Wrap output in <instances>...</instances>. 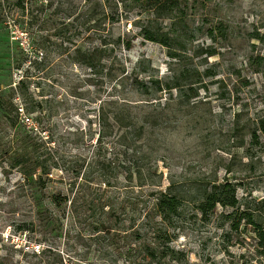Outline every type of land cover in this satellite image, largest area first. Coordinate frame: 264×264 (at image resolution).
<instances>
[{
  "label": "rangeland",
  "instance_id": "374dc122",
  "mask_svg": "<svg viewBox=\"0 0 264 264\" xmlns=\"http://www.w3.org/2000/svg\"><path fill=\"white\" fill-rule=\"evenodd\" d=\"M151 4L0 0V100L16 122L0 111V264H141L151 190L181 199L169 232L183 255L166 264H264L256 227L241 218L231 228L250 216L264 231V0ZM103 40L93 69L76 61V47ZM120 104L144 124L127 151L112 138L95 144L99 108ZM22 131L41 137L47 164L57 160L47 177L11 166ZM136 165L149 186L138 185ZM223 183L236 204L202 213L198 200ZM52 194L72 204L57 208Z\"/></svg>",
  "mask_w": 264,
  "mask_h": 264
},
{
  "label": "trees",
  "instance_id": "16d2710c",
  "mask_svg": "<svg viewBox=\"0 0 264 264\" xmlns=\"http://www.w3.org/2000/svg\"><path fill=\"white\" fill-rule=\"evenodd\" d=\"M165 0H146V2L152 3L151 5L159 6L161 8L164 5ZM158 8V9H159ZM91 28L93 33L98 30V22L91 17ZM143 31V37L150 41H156L153 36V33L145 28ZM257 39L261 37L258 34L254 36ZM106 43L101 42L97 46L92 48H87L85 51L80 52V48L76 47V52L80 55L81 58H76V61L86 65L90 69H93L95 66L96 54H103L106 52ZM126 48H129V45L125 44ZM213 52H209L208 55H212ZM174 57V56H172ZM21 81L19 80L18 83ZM184 85H188V91H193V86L191 84H164L166 89L170 90L176 88L179 93L183 91ZM157 90H161L160 84L156 86ZM196 95V90L193 92L191 97ZM115 101L109 102L108 104H114ZM123 103V102H121ZM10 110H14L16 114L17 106H13L12 101L9 102ZM21 109V108H19ZM7 106L5 102L0 100V111L2 119L5 120L10 126H15L16 122L9 119V112H6ZM22 110V109H21ZM127 110V111H126ZM97 124L98 130L96 132V142L95 144L101 146L104 144V140L112 138L111 143L123 147L124 149L129 150L134 148V144L141 140L144 136V124L137 125L136 118L126 109L123 104L118 105L116 108L107 110L102 106L99 108L97 113ZM258 129L261 132L264 138V117L258 120ZM20 138V143L18 148L15 151V155L12 157L13 162L12 167H19L24 178L32 177L36 175L38 179H41L42 176L47 177L52 168L57 167V160H53L52 164H47L45 153L40 150L39 145L43 143L41 137L38 135H33L32 132L22 131ZM254 137V136H253ZM106 142V141H105ZM110 149V147H109ZM135 172L139 179V186H149V183L145 181L143 168L141 165L134 166ZM127 175L131 176L132 171L130 167H125L124 170ZM141 181V182H140ZM105 183L108 185V180L105 179ZM149 195L151 198L147 200L148 204L143 206L140 210V221L139 227L142 230L144 226H148L145 234L148 237V242L144 245L145 256L144 262L141 264H166L167 261L175 260L180 261L183 254L180 252H174L171 248V242L173 241L172 234L169 232V229L172 227L173 222L179 216L181 199L170 193L169 191L162 190H151ZM50 202L57 208L61 206L65 207L67 204L70 206L72 204V199L68 198L66 195L52 194L50 196ZM216 204L222 206L233 207L236 204L234 188L230 183L218 184L213 186L210 190H207L202 195V198L197 202V208L205 213L208 210L215 207ZM245 218L246 221L252 224L257 232L259 238L264 242V231L260 229V223L255 221L250 216H242L231 222V228H236L239 219ZM152 223L149 225V223ZM141 236L142 234H138ZM141 238V237H140Z\"/></svg>",
  "mask_w": 264,
  "mask_h": 264
},
{
  "label": "built area",
  "instance_id": "2783aa9c",
  "mask_svg": "<svg viewBox=\"0 0 264 264\" xmlns=\"http://www.w3.org/2000/svg\"><path fill=\"white\" fill-rule=\"evenodd\" d=\"M19 113H20V115H21L20 120H21L24 124L28 125V124L30 123V118H29L28 116L23 115L21 109H19Z\"/></svg>",
  "mask_w": 264,
  "mask_h": 264
}]
</instances>
